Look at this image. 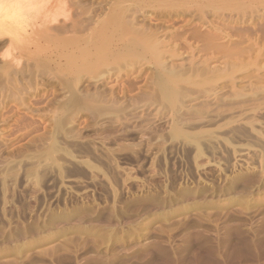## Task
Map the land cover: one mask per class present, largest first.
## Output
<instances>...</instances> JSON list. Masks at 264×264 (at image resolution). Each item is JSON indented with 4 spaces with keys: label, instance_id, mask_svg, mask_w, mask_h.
Returning <instances> with one entry per match:
<instances>
[{
    "label": "rangeland",
    "instance_id": "1",
    "mask_svg": "<svg viewBox=\"0 0 264 264\" xmlns=\"http://www.w3.org/2000/svg\"><path fill=\"white\" fill-rule=\"evenodd\" d=\"M96 1L81 16L112 44L103 62L0 37V264H264V53L213 68L184 35L127 49L112 18L129 4Z\"/></svg>",
    "mask_w": 264,
    "mask_h": 264
},
{
    "label": "bare ground",
    "instance_id": "2",
    "mask_svg": "<svg viewBox=\"0 0 264 264\" xmlns=\"http://www.w3.org/2000/svg\"><path fill=\"white\" fill-rule=\"evenodd\" d=\"M100 1L106 2V0H104V1L100 0ZM118 1L119 2L117 4L119 5V8H121V9H119V8H116V9L117 10L119 9L120 11H122V8L125 9L126 5L129 4V5H127V8L124 10V11H126V10L127 11L126 12L122 11L123 13L129 12V14L123 15V14H121L122 12L121 13L119 12L116 15H114L116 12L113 11L114 12V13L112 12L113 14H111L109 12L110 16H108V18H111V16L114 15V17H113L114 19L112 18V20H114V22L112 21L113 24L112 23L111 24L114 27V29L112 30L113 33H114V31H116L115 34H117V32H119V29L121 30V28L123 27V25L126 22H128V21L131 22V25L129 22H128L129 25H127L128 27L130 26V28L132 27L131 30L126 27L127 23L124 25V28L126 27L127 29L130 30V31H127V29H125L129 33L126 32L128 35H126V39L123 40V42L125 44L124 46L127 47V49L129 46H131V47L134 46V48L139 46V48H141L142 51H145V52L150 53L151 55L157 56L158 53H162V52H159L160 48L164 47L165 51H166L167 47H165V45L166 44H167L166 46L169 45L168 42L167 43L165 42V39H167L166 38L167 36L178 35V37L179 36L181 37L184 35V36H187L185 39H187V38L189 39L188 41H189L190 46L192 45V43L195 45V46L193 45L194 47L192 46V49H194L195 47H196V49L201 48V51L199 50L200 51L199 53L201 54V52H202L205 55L203 60H201L200 64L205 63L206 65L212 66L213 68L214 67L217 68L216 66L220 63H222V64L226 63V65H228V66L230 65V66L234 67L235 65H239L238 63L242 62V66H245V65L250 64L248 62L254 61L255 57H256V59H258L264 55L263 54L264 53V12H260L258 10V9H260V7L264 8V0H118ZM125 3H127V4H125ZM80 4H81V6H80ZM96 4H99V3H96ZM103 5H104V3H103ZM82 7H83V5L81 3V0H0V35H1L0 37H3L2 35H6V37H7V35H10V36H12V37L9 36L10 39L13 38V40H15V41L17 39V41H20L24 44L25 41L23 42V40L25 39V37H23L22 35L27 33L28 30H31L33 35H30V36H36V35H39V36H41V35L46 36L47 35L48 36L49 35L50 38L52 37L51 39H53L54 37L56 38V39L55 38L53 39L55 43L60 42V40L57 41V39H61V44H60L61 45L60 46V50H61L60 54L61 55L59 54V57H60L59 59L60 60L62 58L66 59V61H65L66 65L69 64V66H71V67L75 66L73 64V63H76L75 61L78 62L79 59L81 61H84L85 59L83 57L88 56V55L90 56V54L93 51L92 52H89V51H91L92 49L94 50L93 56H96L98 58V59L96 58L97 60H99V59L102 60V58H99V53H102L103 50H105L104 48L107 46L106 44H108V43H104L106 40L102 41V40H104V39H102L103 36L99 37L100 34H97V33H99L98 31H100V30L97 31V29H100V28H98L97 25H95V27L92 26V24L89 23L86 15H84V19L85 18L87 19L88 24L87 25L83 24L84 19H83V16H81V12H82L81 8ZM100 8H102V7H100ZM147 8L148 9L156 8L155 10L158 9L157 11H154V14H153L155 19L153 17L151 19V17H148L149 15L147 16L150 19V21H152V23L153 22L154 23L156 22V23L152 24L150 21H149L150 22L149 23L147 21L148 20V18H147V20H146L147 24L148 23L152 24L153 27H151V28L150 27L145 28L143 26L139 27L140 23L137 24L138 26L134 27V24L136 22L135 16L137 17L139 15V13L143 14L145 12V10H147ZM226 11H228V14H230V16L226 15L227 14V13H225ZM72 12H73V14H74V12L77 15L80 14V16L82 17L81 19H83V20L80 19L77 21L76 20L77 18L74 16V19L76 18L75 19L76 21H71V17L73 19V15L71 16ZM205 13L210 15L209 17H212L214 19L216 18V20L225 21L227 24H230V25H231V23H234V24L239 26L238 22H241L240 24L247 22L248 25H251V28H249L250 26L249 27H247V26L241 27V25H240L238 28H235L236 26L235 27L233 26L234 27V31H233L231 29L232 27L230 28V26H226L223 24L220 26L219 23H218V25H215V23L213 25L212 23L215 21L212 22L211 20H209V17H208L207 20L209 22H207L206 21L207 17L205 18V16H206ZM136 14H138V15H136ZM94 15H96V14H94ZM94 15L92 17H94ZM107 15L108 14H106V16ZM80 16L79 17L77 16L78 19L80 18ZM103 17H105V16H103ZM141 17H143V19H145L146 15H144V16L142 15ZM89 18H91V17L89 16ZM86 19H85V21H86ZM103 19H105V18H103ZM126 19L128 21H126ZM129 19H131V21ZM143 19H141V20L144 21ZM93 20L98 25L102 24V23H100L102 18H101V20L100 19H98V20L92 19V21ZM107 20H109V19H107ZM137 20H138V17H137ZM69 21L72 22V25L69 24L70 27H67L66 23H68ZM87 21H86V23H87ZM139 22H141V21L139 20ZM146 22H145V24H146ZM55 25L56 26L58 25V27H53ZM103 25H105V22ZM103 25L102 26L100 25V26L102 28H104ZM226 27H229L230 30L234 32V33L231 32L230 35H232V36H229V37L235 36L240 41V42H238L239 45H238V43L236 44L234 42L235 45H238L235 47L233 45L234 48L231 46L233 43L232 44L230 43V46L232 47V49H230L231 47L227 46L226 43H224L226 41L228 34H229V33H227L228 31L225 32L227 34V36H225L226 34H222V32L224 33V30L226 31V29H225ZM229 28H227V30H229ZM101 30H104V29H101ZM123 30L124 29H122V31ZM125 30L123 32H125ZM230 30H229V32H230ZM85 31L87 34L83 35L85 33ZM69 32H71V33L73 32V34L72 35L69 34L70 36L67 35ZM123 32H121V33H123ZM59 34H63V35L66 34L68 37L63 36L61 38L60 36H62V35H59ZM123 34H125V33H123ZM122 35H120V36H122ZM24 36H26V34ZM47 36L45 38L47 40H49L48 39L49 37H47ZM27 37H28V35H27ZM27 37H26V39H27ZM98 37L101 38V41ZM122 37H120V38H122ZM178 37H175V38H178ZM32 38L37 39V40L39 39V38H34V37H32ZM104 38H105V36H104ZM182 38L183 37H181V39ZM229 39H231V38H229ZM232 39H235V38H232ZM30 40H32V39H30ZM53 40H52V42H53ZM110 40H112V39L108 40V38H107V41H110ZM173 40H175V39L173 38L172 41ZM15 41H13V42H15ZM32 41L36 43V41H34V40H32ZM176 41H178V40L176 39ZM233 41H235V40H233ZM52 42H51V44H53ZM183 42H186V41L183 40ZM227 42H228V40H227ZM171 43L173 45L176 44V42L175 43L171 42ZM171 43H170V45H171ZM182 43H181V45H182ZM26 44H27V42H26ZM30 44H31V41H30ZM30 44L28 42V45H25L26 48L27 47L29 48ZM37 44H38V42H37ZM177 44H178V42H177ZM177 44L175 46H177ZM18 45H21V44H18ZM181 45H179V46H181ZM30 46H32V44ZM110 46H107V47H110ZM124 46H123V48H124ZM22 47H24V46H22ZM53 47L55 50H56V48H58L57 46H56V48H55V46H53ZM188 47H189V45H188ZM174 49H175V47H174ZM183 49L185 50V48H183ZM131 50H132V48H131ZM40 51H38V52H40ZM163 51H164V49H163ZM188 51L190 52L191 50H188ZM52 52H54V51H52ZM190 54H192V53L190 52ZM244 54H245V56H246V54H248V55L256 54V56H254L253 60L250 61L247 59L246 60L247 62H244V60L246 58L244 56ZM249 57H250V59H252V56H249ZM50 58H51V56H50ZM241 58H243V60ZM232 59H234V62ZM86 61H84V62L86 63ZM191 61H193V60H191ZM260 61H258V62H260ZM84 62H82V63H84ZM100 62H103V60ZM228 62H231L232 65L230 63L227 64ZM254 62L257 63L256 60ZM254 62H252V63H254ZM98 63H99V61H95L92 63V65L93 66L96 64L98 65ZM111 63H112V61H111ZM233 63H235V64H233ZM81 64H79V65H81ZM86 64L79 66V70L83 66L84 67L89 66L91 63L90 64L88 63V65H86ZM205 64H203V65H205ZM58 65H60V64H58ZM72 65H74V66H72ZM90 67H91V65H90ZM106 67H107V65H106ZM105 68H104V70H105ZM101 69L102 68H100V70ZM100 70H98V71H100ZM104 70H101V71H104ZM107 70H110V69H107ZM68 72H69V70H68ZM140 73H138V75H140ZM92 74H94V73H92ZM128 74H129V72H128ZM80 75H82V74H80ZM131 81L132 80H130V82ZM115 82H116V80H115ZM134 82H135V80H134ZM121 84H123V83H121ZM113 87H115V86H113ZM129 87L131 88V85ZM124 88L125 87H123V89ZM130 88H129V90H131Z\"/></svg>",
    "mask_w": 264,
    "mask_h": 264
}]
</instances>
